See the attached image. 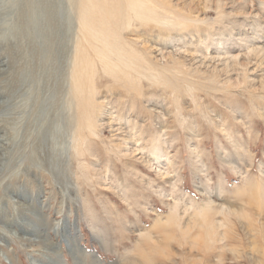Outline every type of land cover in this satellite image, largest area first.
<instances>
[{
  "label": "rangeland",
  "instance_id": "374dc122",
  "mask_svg": "<svg viewBox=\"0 0 264 264\" xmlns=\"http://www.w3.org/2000/svg\"><path fill=\"white\" fill-rule=\"evenodd\" d=\"M54 1L48 52L25 0H0V264H264V0H93L154 71L125 69L134 87L103 69L80 0Z\"/></svg>",
  "mask_w": 264,
  "mask_h": 264
},
{
  "label": "bare ground",
  "instance_id": "6f19581e",
  "mask_svg": "<svg viewBox=\"0 0 264 264\" xmlns=\"http://www.w3.org/2000/svg\"><path fill=\"white\" fill-rule=\"evenodd\" d=\"M129 1H132V0H129ZM137 1H138V3H142V2L147 3L148 2L147 0L146 1L145 0H137ZM98 2H99V5L108 6L101 0H98ZM93 3H94L93 0H80V7H79L80 30L83 32V35L85 36V38L89 37V38L93 39V42H96L97 44L100 45V47H101V48H99L100 50L93 49V48H92V50L95 51V53H97V55L101 59V61H103V69L105 71H107L108 73L110 72L113 74H120V78H122L124 81H128L130 84L129 86L134 87L136 84L132 78L133 76L130 77L127 74H125L123 72L125 69H133L135 67L137 68V66L142 68L141 71L136 73L137 75H140L143 72L149 73V72H154V71L150 67L149 68L147 67V69H145L144 66H141V64L139 63L140 59L138 60L133 52H131L130 50L125 51L124 48L122 47V45L120 44L119 40H114L112 38V36H114V34H116V33L114 31V28H112L108 22L105 10L103 9L102 10L103 12L97 14L98 16H96L95 15L96 12L91 7L93 5ZM135 5H133V3H130L127 6V11L129 12L130 10H132L133 12H135L137 17L140 16L141 19H145L146 15L143 16L145 12L139 8L140 5L138 6V8H136ZM24 7H26L27 9ZM145 8H143V9H145ZM19 10H20V14H18V16L22 19H23V17H25V20H26L25 25L30 29L35 27V29H37V31H40V35H42V41L40 40L41 46H42V44H44V45L46 44L48 47L45 50H47V51H48V49L53 48L54 43L57 42L56 34L58 35L59 29H60V26L57 22L59 20V11H60L58 2H56L54 0H36L34 2H33V0H32V2H30V0H25V2H23V8H20ZM32 11L36 13L34 17L32 16V14H33ZM145 11H146V9H145ZM148 11H150V10H148ZM104 14H105V16H104ZM109 14L114 15L111 10L109 11ZM53 16H55V17H53ZM142 17H144V18H142ZM45 23H47V25ZM99 25L101 27H99ZM45 36H48L50 38H47ZM116 36H117V34H116ZM116 39H118V38H116ZM50 40H52V41L49 42ZM87 41H90V40L88 39ZM90 45L91 44H89V46ZM104 49H106L107 51H104ZM107 52L114 54L115 55L114 58L111 55H109V53H107ZM115 53H117V55ZM47 57H48V53H45L44 59ZM47 60H48V58H47ZM77 61H79V62L77 63ZM73 62H74L73 63L74 64L73 71H72L73 72L72 73L73 89H78L81 91V90H85V89L91 87L92 78L90 75V60H89L88 54L86 53V54L79 55V57L75 58V60ZM80 63H81V65L77 66V64H80ZM152 77H150V78H152ZM81 78H83V81L80 80ZM158 79H161V78L158 77ZM162 81H163V79H162ZM84 95L85 94H82L79 96L77 95V96L79 98H81L80 100L86 99V101L88 102L87 105H85V104L82 105V112H84L83 113L84 115H87L91 111V108H90L91 105L89 102V95H87V96H84ZM79 126H81V125H79ZM247 185L249 186V184H247ZM255 190L256 189H254V188H248V191H245V192H247L249 194L248 196H249V199L251 200L252 203H253V201H255L254 204H257L258 207H261L259 205L260 203L258 201L263 200V198L260 197L259 194L256 195ZM262 190H264V189H262ZM245 195H246V193H245ZM241 197H242V195H241ZM261 205H262V203H261ZM202 206H204V204ZM206 207H208V206H206ZM235 208H237V207H235ZM200 209H202V208H200ZM241 209H243V208H241ZM196 210L197 209H195V213L198 212ZM198 210H199V208H198ZM234 210H236V212H237V209H234ZM211 212H213V211H211ZM211 212H209L210 214H208V215H210V217H211ZM245 212H242L241 215L246 218V219L244 218L246 221L248 220L247 221V223H248L249 220H251V218L249 219V217H251V216L247 215V214H249L248 211H247L248 213L246 212L247 214ZM207 213H208V209L205 210V206H204V209H202V212H199V214L201 215L200 218L203 219V222L201 220L199 221V222H202V223H199L201 226H204V227L207 226L208 227L211 224V223H209V216L206 215ZM233 214H234V212H233ZM237 214L240 215L239 213H237ZM170 215H172V213ZM198 217H199V215H198ZM193 218H195V217H193ZM193 221H195V220H193ZM246 221H245V223H246ZM252 222H254V221H251L249 223L251 224ZM248 226H249V224H248ZM251 228H253V227H251ZM205 230H206V228H205ZM213 230H214V228H213ZM35 231H37V230H35ZM182 232H183V230H182ZM206 234H207V232H206ZM146 237H148V236H146ZM210 237H211V235H210ZM166 238H167V236H166ZM170 239H171V237H170ZM160 252L163 253V250Z\"/></svg>",
  "mask_w": 264,
  "mask_h": 264
}]
</instances>
